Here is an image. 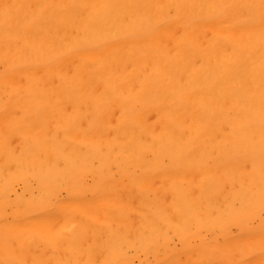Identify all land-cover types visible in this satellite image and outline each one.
Segmentation results:
<instances>
[{
	"label": "bare ground",
	"instance_id": "bare-ground-1",
	"mask_svg": "<svg viewBox=\"0 0 264 264\" xmlns=\"http://www.w3.org/2000/svg\"><path fill=\"white\" fill-rule=\"evenodd\" d=\"M0 264H264V0H0Z\"/></svg>",
	"mask_w": 264,
	"mask_h": 264
}]
</instances>
